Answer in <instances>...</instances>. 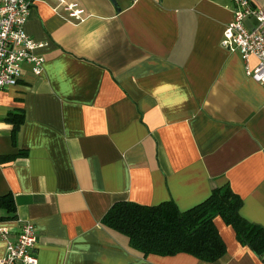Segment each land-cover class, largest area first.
<instances>
[{
    "label": "crops",
    "instance_id": "crops-1",
    "mask_svg": "<svg viewBox=\"0 0 264 264\" xmlns=\"http://www.w3.org/2000/svg\"><path fill=\"white\" fill-rule=\"evenodd\" d=\"M66 1L81 20L36 0L25 30L44 44V71L25 64L18 86L0 90L8 237L31 222L39 264H263L220 217L227 254L215 263L144 258L101 224L118 202L184 211L229 184L242 216L264 226V86L221 46L234 1ZM12 114L24 116L16 131ZM6 247L0 234V260Z\"/></svg>",
    "mask_w": 264,
    "mask_h": 264
},
{
    "label": "trees",
    "instance_id": "trees-1",
    "mask_svg": "<svg viewBox=\"0 0 264 264\" xmlns=\"http://www.w3.org/2000/svg\"><path fill=\"white\" fill-rule=\"evenodd\" d=\"M10 116L8 120L16 131L24 116ZM242 208L243 200L227 184L215 188L205 201L184 211L174 201L154 206L118 202L101 224L108 231L126 237L130 249L144 258L187 254L215 263L227 254V245L215 223L220 217L234 229L238 242L264 264V226L245 219ZM0 210L7 219L17 217L15 201L10 195L0 196Z\"/></svg>",
    "mask_w": 264,
    "mask_h": 264
},
{
    "label": "built area",
    "instance_id": "built-area-1",
    "mask_svg": "<svg viewBox=\"0 0 264 264\" xmlns=\"http://www.w3.org/2000/svg\"><path fill=\"white\" fill-rule=\"evenodd\" d=\"M65 10L81 20V9L76 3L58 0ZM234 20L224 29L221 46L239 53L245 62L247 75L264 86V5L257 0H233ZM36 0H0V90L18 86L23 66H32L34 74L44 71L45 58L38 54L44 44L37 42L25 30ZM254 21L248 25V21ZM251 58L258 63L250 67ZM1 220V214H0ZM7 228L0 225V234L7 241L6 254L0 264H39L37 232L31 222L21 225L16 239L8 237Z\"/></svg>",
    "mask_w": 264,
    "mask_h": 264
},
{
    "label": "water",
    "instance_id": "water-1",
    "mask_svg": "<svg viewBox=\"0 0 264 264\" xmlns=\"http://www.w3.org/2000/svg\"><path fill=\"white\" fill-rule=\"evenodd\" d=\"M112 1L115 3V5H117V3H118L117 0H112Z\"/></svg>",
    "mask_w": 264,
    "mask_h": 264
}]
</instances>
